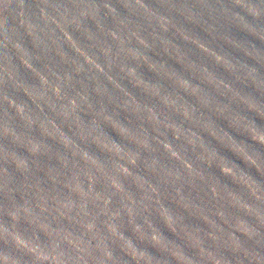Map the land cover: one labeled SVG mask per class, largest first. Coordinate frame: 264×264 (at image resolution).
<instances>
[{
	"label": "clouds",
	"instance_id": "clouds-1",
	"mask_svg": "<svg viewBox=\"0 0 264 264\" xmlns=\"http://www.w3.org/2000/svg\"><path fill=\"white\" fill-rule=\"evenodd\" d=\"M185 3L175 0L180 6L175 10L186 13L190 23L264 64V55L221 35L215 23L235 24L260 38L264 28L222 3ZM231 3L264 20V0ZM157 13L146 0H39L30 15L27 0H0V50L10 54L17 41L31 48L25 29L37 38L43 33L54 46L38 65L35 99L21 114L23 123L13 127L11 113L0 107V161L8 159L7 176L0 171V264H145L130 250L177 264L154 241L159 237L183 248L178 234L196 223L195 209L227 227L209 232L199 225V252L184 249L192 264H264V253L257 250L264 249V179L221 149L261 177L264 152L217 124L227 122L264 149V127L232 108L243 105L264 120V100L242 93L182 50L178 60L172 45L180 47L168 36L175 25ZM69 33L71 41L65 39ZM197 40L201 53L219 56L212 60L264 96V75L254 66L233 62ZM161 53L188 75L153 58ZM143 69L155 79L146 78ZM209 73L218 84L207 82ZM241 175L251 178L255 191L238 183ZM240 223H247L248 231H241Z\"/></svg>",
	"mask_w": 264,
	"mask_h": 264
},
{
	"label": "water",
	"instance_id": "water-1",
	"mask_svg": "<svg viewBox=\"0 0 264 264\" xmlns=\"http://www.w3.org/2000/svg\"><path fill=\"white\" fill-rule=\"evenodd\" d=\"M38 2L39 0H27L30 15L37 11ZM177 2H187L191 4L195 3V0H177ZM210 2L215 4L217 7H220V4L222 3L224 6L231 8L234 12L245 16V18L250 23H253L257 26L258 30L264 28V20H254L253 17L249 16L242 8L234 6L231 3V0H220L219 3L217 2V0H210ZM146 3L153 9L167 15L164 18L168 19L170 23L175 25V27L172 29L173 32H170L168 36L173 40L175 44L180 47L178 48L175 45H172L176 53V58L178 60H183V56L181 55L182 50L192 60L199 64L206 65L208 69L217 77L224 79L226 82L232 83L234 87L241 90L242 93L251 94L257 100H264V96H262L260 92L256 91L251 85L246 86L243 82L237 81L234 76L225 71L223 67L217 65L212 60L214 57L215 60L219 61V56H215L214 53H210L208 51H204L203 53H201L197 48L199 46V41L197 40V38H199L202 42L207 43L209 47L220 52L221 54L227 55L230 59L233 60V62L246 63L250 66H254L261 75H264V64L258 62L252 57L246 56L241 49L233 47L225 40L221 38H214L212 34L204 29V27L190 23L191 19L186 13H184L183 11L175 10L176 8L180 7L179 5L175 4V0H173V2L171 3H166L165 0H146ZM187 3H185L184 7L188 6ZM116 6L118 9H120L121 12H124V9H122L120 5L117 4ZM124 6L127 7L126 4ZM40 7H43V5H40ZM161 13H157V15H160ZM205 19H208V17L206 16ZM208 23L211 24L213 23V21L211 19H208ZM215 27L221 35H227L231 40L242 44L249 50H255L264 55V40H262L264 39V37H261V39L259 36L253 35L241 29L239 26L231 23L217 22L215 23ZM184 30L190 32L197 38L190 37L189 35L185 34ZM79 31V28H73V32ZM61 35H63V33H61ZM81 38H83V35ZM65 39L71 41V33H69V35L65 37ZM24 40L31 41L32 47H25L24 43L17 41L15 45L11 47L10 54L7 49L0 50V63L4 65V82L0 84V107L4 109L5 115L11 113L8 122L13 127L19 126L18 121L20 123H23L21 114L28 107L29 102L35 99L32 83L40 78V68L38 67V65L43 64V56L46 54V51L54 48V46L51 45L50 39L43 33H41L39 35V38H37L35 35L29 33V31L25 29ZM259 53L256 54L257 59H259ZM153 58L163 59L172 68L176 69L179 72H184V69L180 64L176 63L174 59H169L167 56H164L162 53L160 56H154ZM224 64L225 67L229 69L232 68V65L227 61H224ZM143 71L146 78L155 79V76L152 73L148 72L147 69H143ZM213 73L208 74L207 82L210 84H218L219 81H217V78ZM184 74L186 76L188 75L187 72H184ZM182 83L184 84V87H188L187 83ZM193 83H200V81L193 80ZM201 87L206 88L207 85L201 84ZM193 91L195 92L196 90L193 89ZM188 99L191 102H194L192 101V98L189 97ZM249 103L251 105V102ZM232 108L239 114L254 119L257 125L264 127V120H261L259 117L255 116L254 113L248 112L243 105L233 104ZM235 122L238 123L239 118H237ZM217 124L230 132L231 135L236 138V140L252 144L254 147L264 152V149H260L259 145H254L253 142L248 139L246 133H243L238 129L228 127L227 122L223 120H218ZM5 139L7 138L5 137ZM206 139L209 138L206 137ZM212 143L214 146L220 147L216 144L215 141H213ZM234 147H237V150L242 152V149L238 148V146L234 145ZM221 151L246 171H250V173L256 179H264V177H261L254 168H250L247 164H245L237 157L233 156L232 153L228 152L226 149H221ZM7 163L8 159L0 161V171H2L5 176H7V169L3 166ZM23 163L24 162L22 160L17 161V164L20 166H23ZM236 179L238 183L246 186L252 191H255L254 182L251 180V178L241 175L236 177ZM8 195L9 193H4L5 197H7ZM232 198L234 201H238L239 199V197L236 195H233ZM17 199H19V196H17ZM193 215L196 218V223L185 225L181 233L178 234V238L181 239L183 243V248L159 237H157L154 241L158 247V251L164 256H171L177 261V264H192L191 257H189L185 253L184 249H187L186 251L188 253H192L193 255H196L199 252L201 246V241L199 239V233L201 231L199 227L200 224H203L205 226V230L209 232L214 229L219 230L220 228L227 227V225L224 224L223 221H219L218 219L214 220L210 217V215L199 209H195L193 211ZM165 218L168 221V224L173 233L176 234V229L172 227L174 221L169 218L166 213ZM251 222L253 226H256L257 228L259 227L260 222L255 216L251 217ZM238 227L241 229V231H248L247 223H240L238 224ZM165 235L169 236L170 239H175V237L167 231L165 232ZM249 246L251 247L253 245L249 243ZM257 250L264 253V249L258 248ZM150 251H152L154 255H160V253L155 249H150ZM130 254L134 259H143L145 264H165V261L157 260L144 253H140L138 256L135 250H130Z\"/></svg>",
	"mask_w": 264,
	"mask_h": 264
}]
</instances>
